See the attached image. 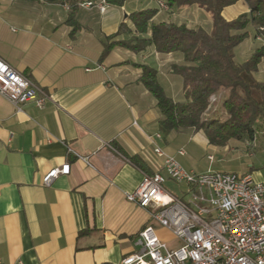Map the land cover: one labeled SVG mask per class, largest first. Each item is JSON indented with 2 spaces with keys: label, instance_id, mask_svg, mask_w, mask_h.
I'll use <instances>...</instances> for the list:
<instances>
[{
  "label": "crops",
  "instance_id": "0c3cea01",
  "mask_svg": "<svg viewBox=\"0 0 264 264\" xmlns=\"http://www.w3.org/2000/svg\"><path fill=\"white\" fill-rule=\"evenodd\" d=\"M147 8L159 9L156 22L212 28L211 14L197 5L164 10L159 0H129L121 7L108 4L105 13L80 6L70 24L68 4L0 0V57L50 97L44 108L30 101L18 109L0 93V258L5 264H118L138 251V233L151 217L126 195L140 185L144 172L165 173L154 142L196 173L225 171L213 168L217 160L253 158L264 147V129L253 140L225 146L209 144L202 131L161 134L158 102L139 81L138 64L157 68L167 94L183 101L182 78L169 71L182 56L161 55L153 46L140 53L116 46L101 59L103 36L116 34L122 23L131 32L116 40L138 35L129 16ZM249 11L240 0L223 14L232 20ZM254 36L252 28L235 50L237 61L263 43ZM244 76L264 81V60L253 76ZM224 97V90L214 96L217 109ZM200 150L215 153L205 167L198 165ZM133 155L143 159L145 170L129 159ZM66 162L70 173L45 185L44 175ZM253 167L240 171L262 180ZM174 240L168 243L176 246Z\"/></svg>",
  "mask_w": 264,
  "mask_h": 264
},
{
  "label": "trees",
  "instance_id": "16d2710c",
  "mask_svg": "<svg viewBox=\"0 0 264 264\" xmlns=\"http://www.w3.org/2000/svg\"><path fill=\"white\" fill-rule=\"evenodd\" d=\"M49 3L68 4L67 22L72 24L80 3L100 0H44ZM129 0H106L113 6H124ZM169 9L184 5H197L211 14L212 28L188 26L186 23L154 21L157 8L132 12L129 16L136 34L130 39L116 40L123 31L131 32L122 23L116 34L105 36L101 59L116 46L140 53L153 46L161 55L180 54L182 62L172 63L169 71L182 78L185 99L175 101L169 96L159 79L158 69L149 64H138L142 69L139 81L157 99L160 112V132L202 131L211 145L225 146L231 140H253L264 129V81H249L244 74L253 76L264 60V0H242L250 11L237 18L224 17L226 7L240 0H162ZM255 30V41L263 43L245 60H236V48ZM77 29L72 31L74 34ZM150 32V34H148ZM225 91L220 109L214 96ZM260 93V97L255 95ZM123 152V151H122ZM124 154L125 151H124ZM139 168L145 170L140 156H129Z\"/></svg>",
  "mask_w": 264,
  "mask_h": 264
},
{
  "label": "built area",
  "instance_id": "2783aa9c",
  "mask_svg": "<svg viewBox=\"0 0 264 264\" xmlns=\"http://www.w3.org/2000/svg\"><path fill=\"white\" fill-rule=\"evenodd\" d=\"M80 6H97L105 13L108 3L87 1ZM159 7L169 9L162 0ZM0 93L18 109L30 101L44 108L50 99L1 57ZM154 152L163 159L165 173L144 172L140 185L126 195L129 201L149 210L151 223L138 233L139 250L127 254L118 264H264V180L251 172L196 173L156 142ZM70 171L69 162L54 167L44 175L43 183L50 185ZM168 179L185 185L182 196L167 189ZM154 224L171 232L177 245L163 240ZM0 264H5L1 258Z\"/></svg>",
  "mask_w": 264,
  "mask_h": 264
},
{
  "label": "rangeland",
  "instance_id": "374dc122",
  "mask_svg": "<svg viewBox=\"0 0 264 264\" xmlns=\"http://www.w3.org/2000/svg\"><path fill=\"white\" fill-rule=\"evenodd\" d=\"M101 1V0H100ZM99 2V1H98ZM105 36H103L104 38ZM105 39V38H104ZM214 154L213 150H200L199 152V166L205 167L209 160V155ZM229 161V162H227ZM250 165H253L254 167L251 169L253 173H260L262 177L260 179L264 180V147L259 148L256 152V156L253 158L246 157L244 159H233L228 158L226 162L222 161H216L213 168L215 170H225V171H237L241 172L243 170L249 169ZM241 170V171H240ZM169 188V191L177 196L182 195V190L185 188V185L177 184L174 181H170L166 184ZM155 229L157 230V233L159 236L169 242L171 245L175 244V240L173 238V234L169 232L167 229H164L158 225H155Z\"/></svg>",
  "mask_w": 264,
  "mask_h": 264
}]
</instances>
